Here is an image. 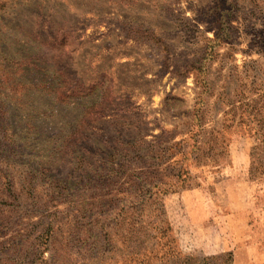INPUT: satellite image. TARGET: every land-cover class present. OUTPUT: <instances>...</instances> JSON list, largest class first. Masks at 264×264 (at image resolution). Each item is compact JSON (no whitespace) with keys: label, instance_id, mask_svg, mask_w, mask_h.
<instances>
[{"label":"rangeland","instance_id":"rangeland-1","mask_svg":"<svg viewBox=\"0 0 264 264\" xmlns=\"http://www.w3.org/2000/svg\"><path fill=\"white\" fill-rule=\"evenodd\" d=\"M31 62L69 98L13 99ZM261 125L264 0H0L12 264H264Z\"/></svg>","mask_w":264,"mask_h":264},{"label":"trees","instance_id":"trees-1","mask_svg":"<svg viewBox=\"0 0 264 264\" xmlns=\"http://www.w3.org/2000/svg\"><path fill=\"white\" fill-rule=\"evenodd\" d=\"M31 64L32 62L29 64V70H28L29 71L28 73L31 75V79L27 78L26 75L24 78H22L21 71H23V68L19 69L18 71H16L9 77L10 86L14 94L13 99H23L25 97H28V94L27 95L23 94V92L26 90L28 86L34 89L38 94H41V95L47 92L48 95H50L56 102L69 98V96L65 95V93H59V91L61 90V85H60L61 82L56 81L54 79L53 73L48 74V72H45V70L43 71L44 68H40L37 70L30 69ZM263 128L264 126L261 125L260 130H263ZM260 130H258L257 132L253 134L255 138H258V133L262 134ZM28 191L30 195H33L32 188H28ZM53 236H54V231L52 230L51 227L48 229L42 230L39 234L32 232V231L27 232L26 234H24V238L21 239L20 242L17 243L16 241V246L21 245L22 241L29 240L30 238H33L36 240L44 239L45 246L43 248H39V251L34 256L36 258V261H33L32 264H34V262H37L38 264H48V258H43V254L45 253V251L49 249V241ZM10 248H15V246L10 247ZM10 248L6 247L5 242L0 243V264H12V262L8 258L4 257L5 252L7 253L6 250H9ZM128 259H130L131 261L133 260L128 255H125L123 257V260H128ZM125 264H128V263H125Z\"/></svg>","mask_w":264,"mask_h":264}]
</instances>
